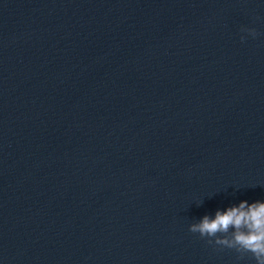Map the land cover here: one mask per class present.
Masks as SVG:
<instances>
[{
    "label": "water",
    "instance_id": "95a60500",
    "mask_svg": "<svg viewBox=\"0 0 264 264\" xmlns=\"http://www.w3.org/2000/svg\"><path fill=\"white\" fill-rule=\"evenodd\" d=\"M244 200L264 0H0V264H255L189 231Z\"/></svg>",
    "mask_w": 264,
    "mask_h": 264
},
{
    "label": "clouds",
    "instance_id": "9594fccd",
    "mask_svg": "<svg viewBox=\"0 0 264 264\" xmlns=\"http://www.w3.org/2000/svg\"><path fill=\"white\" fill-rule=\"evenodd\" d=\"M255 38V29L242 28ZM241 36V41L246 40ZM189 231L207 238V243L234 250L238 259L250 255L255 264H264V201H240L238 205L217 210L214 217L205 215Z\"/></svg>",
    "mask_w": 264,
    "mask_h": 264
}]
</instances>
